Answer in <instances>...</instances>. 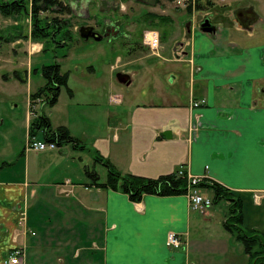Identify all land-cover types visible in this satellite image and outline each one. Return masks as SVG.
<instances>
[{
	"label": "crops",
	"instance_id": "0c3cea01",
	"mask_svg": "<svg viewBox=\"0 0 264 264\" xmlns=\"http://www.w3.org/2000/svg\"><path fill=\"white\" fill-rule=\"evenodd\" d=\"M73 6L67 17L74 14L77 20L82 8L78 11ZM242 8L253 13L246 25L239 20L233 23L235 31L244 30V35H227L220 27L205 33L193 24L187 43H180L182 51L175 48V58L129 45L126 56L117 53L109 65L97 68L90 64L87 73L78 78L84 111L74 110V117L69 116L61 125L81 141L91 142L96 153L122 172L156 178L187 165L192 174L236 193L243 203L244 226L264 233V33H257L264 16L254 6L237 9ZM118 30L119 38L129 36L122 27ZM27 33L28 37L19 36L11 42L19 46L12 54H23L32 63L42 54L43 44L31 38L30 28ZM61 47L68 54V47ZM2 58L0 69H5ZM156 58L160 65L178 61L188 66L183 91H159L139 102L116 84L119 73L129 76L127 86L133 82V72L124 71V67L155 65ZM6 69L10 72L19 67ZM175 73L173 81L179 77ZM68 84L72 97L77 96L74 86ZM25 86V115L21 121L12 119L21 129L20 139H24L23 156L17 160L15 151L0 153V162L17 160L13 166L0 169V264H6L9 252L16 247L25 251L22 264H207L208 256H214L216 264H251L242 243L225 229L227 216L221 219L219 212H212L215 207L194 212L187 194H146L135 202L121 191L89 184L84 164L87 148L68 145L26 150L24 141L34 117L30 114L34 91L30 82ZM12 88L13 92L18 90L17 86ZM62 91L48 111L45 106L37 109L48 114L54 127L60 126L54 114L60 111ZM202 100L205 102L199 106L193 104ZM42 132L36 136L44 141ZM3 139L8 150L10 139L5 135ZM98 173L100 181H106L108 168L104 164ZM216 227L218 236L204 231ZM38 229L45 241L36 239ZM171 231L182 233L185 249L168 246ZM56 235L63 236L55 254L48 257L45 251L52 248ZM50 238L48 244L46 239Z\"/></svg>",
	"mask_w": 264,
	"mask_h": 264
},
{
	"label": "rangeland",
	"instance_id": "374dc122",
	"mask_svg": "<svg viewBox=\"0 0 264 264\" xmlns=\"http://www.w3.org/2000/svg\"><path fill=\"white\" fill-rule=\"evenodd\" d=\"M7 1V0H6ZM63 2H69L70 5H74L73 7L80 11L82 8V16H80L77 20H75V24L79 28L82 24L86 23H94L91 18H97L98 20H108L112 21V23L116 24V27H122L125 29V34L129 35L128 37H123L125 40V45L121 41L112 40L109 37H104L101 41H97L95 39H88L80 42L79 44L71 47L67 52L68 55H64L63 48L59 47L57 56L55 58L56 53L55 50H48L43 52L39 56L33 58L32 63H29V58L27 57V61L25 60L26 56L23 54L13 55L12 51L14 49H18L19 46H14L12 41H3L2 39H6L12 36V34H16V30L20 32L24 30L25 27H17L14 23L18 18L16 17H6L0 12V58H2V65L4 68L0 69V153L7 155L12 154V152L21 151L23 140L21 138V129L13 123L12 119L22 120L25 115V104H26V90L25 85L30 82L33 91L38 90L41 86L46 83V79L42 75V67L44 64L50 65L54 61L58 60L62 62V70L67 72L69 75V83L74 86L76 89L77 96L72 97L69 95L68 90L66 88H62V105L59 107L60 111L54 114V121L56 124L60 125L69 120V116L71 118L74 117L75 111H84L83 99L81 96L80 90L81 82L78 78H82L86 72V67L90 64H94L97 68L104 67L105 65H109V63L114 61V58L117 53H122L129 51L130 47H135L134 49H142V47L135 46L134 43L136 41H141V38L144 32L147 29H154L158 31L162 36L160 52L166 57L175 58V48L180 46V43H187L189 35L187 34V24L190 21V18L196 20L194 24L198 26L199 22L203 19V13L196 10V17L193 18V12L189 15L186 12V8L180 7L176 0H60ZM86 7L83 8L85 2ZM216 6L213 9V16L215 17L217 22V26L223 29L224 34L230 35L239 33L244 35V30L235 31L234 21L236 18L234 16V12L237 8L244 7L246 5L254 6V8L264 16V0H211ZM153 7V8H152ZM71 8V7H70ZM91 10L92 15L87 12ZM150 12L152 14L156 13L157 16H169L170 19L166 20V22H161L158 18H156L152 25L150 26L149 22L145 21L144 14ZM40 15L51 17H64L63 14L52 13L49 11L41 12ZM89 17V18H88ZM139 18H142L139 21ZM158 20L159 24L154 25L155 21ZM26 23L28 22L29 28H32V17L28 16L25 18ZM237 23V22H235ZM76 27V28H77ZM97 28V27H96ZM112 28V27H110ZM77 31V29H74ZM257 33H264V22L259 23L257 26ZM132 35V37H130ZM165 36V38H163ZM73 43L72 45H74ZM134 45V46H133ZM146 49L145 46H143ZM148 49V48H147ZM146 49V50H147ZM150 51V49H148ZM178 51H181L179 47ZM103 53L106 56H103ZM156 58L155 65L149 66L150 63H145L144 65L135 64L132 67L123 68L124 71L130 69L133 74V82L131 85L127 86L126 84H121L118 79H116V84L123 90L126 91L128 96H132L140 101H146L151 95L156 94L159 91L164 93H179L183 91L184 87L188 83L187 81V72L188 66H186L183 62L178 61H169L163 65H160L161 62H158ZM12 66H17L19 69H27L28 70V80L23 83L17 79L9 78L4 79L3 74L6 73L7 69ZM32 67H35L36 70L32 73ZM122 70V69H120ZM12 72V71H10ZM178 73L179 77L173 81L171 76H175ZM117 77V76H115ZM3 86V88H2ZM13 86H17L18 90L13 92ZM70 87V86H69ZM78 89V90H77ZM122 92V91H121ZM70 97H69V96ZM76 98V100H75ZM79 100H81L80 104H78ZM18 105L16 106V104ZM48 106H45V111H48ZM80 114L76 113V118L79 119ZM65 126V124H64ZM67 127V126H66ZM39 131V130H38ZM40 132V131H39ZM38 132V133H39ZM27 134V132L25 133ZM8 137L10 139V143L12 144L11 148L8 147L7 150V141L3 139V136ZM41 138L44 139V133L42 132L40 135ZM27 141V136L24 141ZM86 146V155L84 159H88L86 163V167L90 171H95L98 175V170L100 167L99 161H96L94 155L96 154L95 149H93V144L91 142L87 143L85 140L81 141ZM87 144V145H86ZM68 145H73L71 143L63 145L66 147ZM58 148V147H57ZM54 148V149H57ZM46 150V149H45ZM93 150L94 154L90 151ZM8 158V156L6 157ZM60 169H65V165H60ZM95 169V170H94ZM100 176V175H99ZM89 178V177H88ZM90 180V179H89ZM91 181H88L90 183ZM103 182V181H102ZM202 193L208 197H210L213 201L212 193L205 189L202 190ZM29 201H25V212L28 214L29 211ZM212 209V212H219L220 218L224 219L225 216L228 215L229 204L228 201L222 199L218 203H214L207 210ZM194 212L200 213L197 210H193ZM33 222H36L35 219H32ZM223 227L221 225V231ZM194 230V228H193ZM209 236H218L220 231L218 228H211L210 230L204 229ZM39 241H45V238L39 237L40 229L37 230ZM215 232V233H214ZM218 232V234H216ZM216 234V235H215ZM63 235H56L54 238L56 241L51 243V238L46 239V242L51 245L52 248H47L45 254H48V257H52L57 250L58 239ZM202 236H207L205 233ZM201 238V235H199ZM56 249V250H55ZM232 253V255H234ZM207 255V254H206ZM217 259L214 256H208L206 258L207 264H216ZM218 262V261H217ZM55 264V262H54Z\"/></svg>",
	"mask_w": 264,
	"mask_h": 264
},
{
	"label": "trees",
	"instance_id": "16d2710c",
	"mask_svg": "<svg viewBox=\"0 0 264 264\" xmlns=\"http://www.w3.org/2000/svg\"><path fill=\"white\" fill-rule=\"evenodd\" d=\"M211 0H197L196 10L200 11L206 6H214ZM187 13L191 15L192 6H188ZM49 11L52 13L63 14L64 17H51L48 15H40L41 12ZM0 12L6 17H16L19 23L17 27H25V18L32 17V28L30 29L31 38L39 41L43 44L42 53L50 49L55 50L57 58V50L61 46L68 47V50L78 40H88L81 36L80 30L74 29L77 27L75 24L76 17L74 14L67 17V14H72L70 5L60 0H0ZM158 18L162 23L169 20V16H157L156 13H146L145 21L149 22L150 26L153 21ZM159 24V21H155ZM21 23V24H20ZM20 24V25H19ZM155 26V24L153 25ZM29 29V25L26 24V28L16 30V34H12L11 37L2 39L3 41H14L19 36L28 37L25 34ZM165 38V36H163ZM96 40V39H95ZM62 48V47H61ZM64 55H68L64 53ZM36 70L32 67L31 72ZM42 75L46 79V83L38 90L34 91L30 95L31 112L34 115L30 124V137H35L39 131L44 133V141L48 143H55L58 146L65 144H73L75 147L86 148L81 140L72 135L70 129L64 125L54 127L51 123L50 117L42 110H37L38 107L54 106L59 99L62 88H66L70 96L73 95L72 89L69 87V75L62 70V65L57 60L52 64H44L42 69ZM27 69H14L12 72H6L3 74L4 79L14 78L20 82H27L28 80ZM45 108V107H44ZM39 130V131H38ZM37 137V136H36ZM39 139V138H38ZM40 140V139H39ZM43 141V140H41ZM26 149V142H25ZM23 156V151L18 154V159ZM96 161L104 164L108 168V175L106 181H100L99 175L95 171H90L85 167L86 174L91 182L89 184H96L103 188H111L116 191H121L129 196L132 201L139 202L146 194H158V195H181L189 193V185L187 181V175L185 172L180 173L181 166L175 172L161 175L159 177H146L142 175H136L132 172H122L114 167L109 159L103 157L100 153L94 155ZM16 161H2L0 162V169L5 166H13ZM199 187L210 191L212 193L213 202L218 203L224 199L228 201L229 209L228 215L224 222L225 229L243 245V251L251 259V264H264V233L256 229H248L244 226L243 222V203L239 196L233 191H230L227 187L218 182H210L204 179Z\"/></svg>",
	"mask_w": 264,
	"mask_h": 264
},
{
	"label": "built area",
	"instance_id": "2783aa9c",
	"mask_svg": "<svg viewBox=\"0 0 264 264\" xmlns=\"http://www.w3.org/2000/svg\"><path fill=\"white\" fill-rule=\"evenodd\" d=\"M179 6L187 7L189 4H192V6H195L196 0H176ZM143 43L145 46H147L154 54H159L160 47H161V34L154 30H146L143 35ZM205 101H195L193 104L195 106H199ZM30 114H33V111ZM57 148V145L55 143H48L46 141L39 140L36 136L30 137L28 136L26 141V150H45V149H54ZM185 167L181 166L180 173L185 172V175H187V181L189 185V193L187 194L189 196L190 205L193 210H197L200 212H205L211 205H213V201L210 197L204 195L202 193V188L199 187V184L204 180L201 175H194L192 174L188 168L187 165H184ZM25 214V213H24ZM33 234H35L33 232ZM168 246L173 249H185L186 244H184V237L182 233H178L175 231H171L168 233V239H167ZM24 249L23 248H15L13 249L8 257L5 259L6 264H22V259L24 256Z\"/></svg>",
	"mask_w": 264,
	"mask_h": 264
},
{
	"label": "flooded vegetation",
	"instance_id": "af4514ba",
	"mask_svg": "<svg viewBox=\"0 0 264 264\" xmlns=\"http://www.w3.org/2000/svg\"><path fill=\"white\" fill-rule=\"evenodd\" d=\"M215 7H216L215 5L212 6V7L211 6H206L204 9L199 11V12L203 13V19L199 22V24L202 23L205 20H209L211 22V24L214 27H216V29L218 28L216 23L219 22V21L215 20V17L213 16V11H212L213 9H215ZM248 14L253 15L252 9L242 8V9H236L235 12H234V16H235L236 20H239L242 23V25H246V23H248V21L252 18L251 16H248ZM144 16L146 17V13L144 14ZM91 20H93L94 23H92V24L91 23H86V24L84 23L81 26H79V28L77 27L75 29H79L80 30V28H83V27H93L94 28L93 32L94 33H98V36H101L102 38H104V37H112L113 39H116L117 41L119 40V41H121V42H123L125 44V40L118 37L120 35V33H121L120 30H117L116 24L110 22L111 20L108 21L106 19L107 22H105V20L100 21V19L98 20L97 18L96 19L95 18H91ZM141 20H142V18H139V21H141ZM195 21L196 20H194V23H196ZM189 22H190V24H192L193 21H189ZM110 27H112V28H110ZM118 29H119V27H118ZM88 32H89V30H87V33ZM214 32H216V31H214ZM142 38H141L140 42L136 41L134 43V45L138 46V47H142V51H144L146 53H149L150 51L147 48H146L147 50L144 49V47H143ZM89 39H95V38L90 37ZM178 49H179V47L177 48V50ZM182 49L183 48L181 47V51H182ZM119 75H122V73H119L118 76Z\"/></svg>",
	"mask_w": 264,
	"mask_h": 264
},
{
	"label": "water",
	"instance_id": "95a60500",
	"mask_svg": "<svg viewBox=\"0 0 264 264\" xmlns=\"http://www.w3.org/2000/svg\"><path fill=\"white\" fill-rule=\"evenodd\" d=\"M248 16H251V15L248 14ZM187 27H188V32H191V24H190V22H188ZM199 28L205 33H213L214 31H216V27H214L209 20H205L202 23H200L199 24ZM86 29L89 30L88 33H87ZM93 29H94L93 27L80 28L81 36L84 37L85 39L93 37L96 40H102L103 38L101 36H98V33H94ZM118 79H119V81L121 83H125V84H130L131 83V80L129 79V76L125 75V74L119 75ZM164 134L167 135V136L169 135L167 132L164 133Z\"/></svg>",
	"mask_w": 264,
	"mask_h": 264
}]
</instances>
